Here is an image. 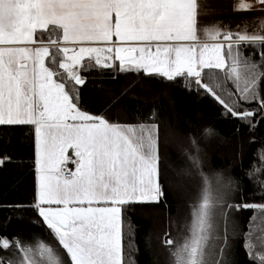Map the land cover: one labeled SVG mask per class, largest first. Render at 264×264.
I'll use <instances>...</instances> for the list:
<instances>
[{"label": "trees", "instance_id": "1", "mask_svg": "<svg viewBox=\"0 0 264 264\" xmlns=\"http://www.w3.org/2000/svg\"><path fill=\"white\" fill-rule=\"evenodd\" d=\"M239 51L264 66V42L242 43ZM58 61L50 56L49 66ZM77 67L83 80L62 79L80 109L112 124L158 128L159 195L121 204L122 264H175L167 240L186 239L193 210L206 200L220 216L204 264H264L263 71L259 95L249 100L228 66L204 67L200 78L89 57ZM35 143L34 123H0V264H21L22 248L39 244L60 264H75L37 206Z\"/></svg>", "mask_w": 264, "mask_h": 264}, {"label": "crops", "instance_id": "2", "mask_svg": "<svg viewBox=\"0 0 264 264\" xmlns=\"http://www.w3.org/2000/svg\"><path fill=\"white\" fill-rule=\"evenodd\" d=\"M24 1L0 0V123H34L37 206L74 263L95 264L96 259V264H122L121 247L117 262L107 263L111 254L102 253L112 239L121 246V204L159 192L154 163L148 164L137 145L100 118L78 114L73 119L70 111L40 118L36 94L27 87L33 90L37 84L42 52L48 67V53L54 49L59 60L76 63L94 58L91 53L99 48L113 56L135 48L192 46L196 51L205 44L236 51L242 43L264 42V2L28 0L26 20L24 12L10 8ZM17 12L18 27L13 24ZM227 62L242 95H259L264 66H257L259 72L256 62ZM71 155L76 157L75 171L68 179L63 169Z\"/></svg>", "mask_w": 264, "mask_h": 264}, {"label": "rangeland", "instance_id": "3", "mask_svg": "<svg viewBox=\"0 0 264 264\" xmlns=\"http://www.w3.org/2000/svg\"><path fill=\"white\" fill-rule=\"evenodd\" d=\"M15 2L16 0H11ZM10 8H18V12L25 13V18L28 20V0H25L22 5L11 4ZM15 13L13 24L19 26V14ZM137 49V48H135ZM133 49V50H135ZM187 47L186 49H180L178 47H157L151 48H140L136 51V57L127 61L121 60L122 54L117 52L113 56L112 52H105L103 50L95 49L91 53V57L97 58V61L102 65H116L119 61V68L125 70H145L149 73H159L167 77H175L177 75L189 74L200 78L202 69L208 66L214 67H225L228 65L227 59L224 55V51L230 55L231 61L245 60L249 62H255L252 58L244 56L239 50H234L233 47L223 48L213 44H205L195 47ZM105 50V49H104ZM42 52L38 63V79L37 84L28 86V92L32 95L36 94V101L38 99L39 117L42 118L46 114H52L53 112H59L63 114L65 111H70L68 117L78 119V114L93 118V116L78 107L73 101L70 92L68 91L64 80L62 79L65 75L75 80L76 83L80 82L82 78L79 76L78 65L79 63L71 62V58L60 60L59 64L50 69L45 63V53ZM51 52V53H50ZM49 56L51 61L56 62V59L61 55L58 49L52 51L49 50ZM251 60V61H250ZM235 63V62H234ZM255 68L261 72V66L256 62ZM237 64V63H236ZM246 68L247 73H250L248 65H243ZM62 73V75L60 74ZM57 76H60L58 79ZM79 77V79H78ZM72 99L69 97V95ZM258 97V94L257 96ZM255 96H245V98L252 100ZM37 108V104H36ZM102 119V118H100ZM105 121L104 119H102ZM114 126L117 130L122 133L123 137L133 143L134 146H138L137 151L142 159L148 164L154 163L155 169L158 174V128L156 123H109ZM150 178L151 175L149 174ZM151 184V181L149 182ZM148 186V182H147ZM158 189V182H157ZM156 194L148 198H142V201H151L156 199ZM157 195L159 193L157 192ZM215 219L212 222V218ZM220 213L218 208L215 207L213 211H209L208 201L202 202L198 208L192 212V223L189 225V234L183 241L168 239L167 243L171 246L172 253L175 257V264H204L207 257V247L210 241V232L216 233L218 231V219ZM215 229V230H214ZM180 238V237H178ZM115 240V239H114ZM113 239L111 243L105 246L103 255L108 253L111 254L108 262L116 261L117 254L120 250V240ZM23 258L21 264H60L57 255L54 253L52 248L45 244H39L37 246L23 247ZM96 264V259H95Z\"/></svg>", "mask_w": 264, "mask_h": 264}, {"label": "built area", "instance_id": "4", "mask_svg": "<svg viewBox=\"0 0 264 264\" xmlns=\"http://www.w3.org/2000/svg\"><path fill=\"white\" fill-rule=\"evenodd\" d=\"M260 1L264 2V0H260ZM75 162H76V157L74 155H71L69 157V161L67 165L63 169V175L65 178H68V179L72 178L74 171H75Z\"/></svg>", "mask_w": 264, "mask_h": 264}, {"label": "water", "instance_id": "5", "mask_svg": "<svg viewBox=\"0 0 264 264\" xmlns=\"http://www.w3.org/2000/svg\"><path fill=\"white\" fill-rule=\"evenodd\" d=\"M135 57H136V51L133 49H128L122 54L121 60L127 61V60L133 59ZM157 197H158V195L156 194L155 198H157Z\"/></svg>", "mask_w": 264, "mask_h": 264}]
</instances>
